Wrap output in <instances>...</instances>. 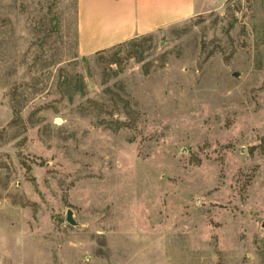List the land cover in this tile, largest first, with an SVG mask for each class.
I'll list each match as a JSON object with an SVG mask.
<instances>
[{"label":"rangeland","instance_id":"obj_1","mask_svg":"<svg viewBox=\"0 0 264 264\" xmlns=\"http://www.w3.org/2000/svg\"><path fill=\"white\" fill-rule=\"evenodd\" d=\"M76 9L0 0V264H264V0L90 55Z\"/></svg>","mask_w":264,"mask_h":264},{"label":"crops","instance_id":"obj_2","mask_svg":"<svg viewBox=\"0 0 264 264\" xmlns=\"http://www.w3.org/2000/svg\"><path fill=\"white\" fill-rule=\"evenodd\" d=\"M225 0H76L81 55L153 33L221 5Z\"/></svg>","mask_w":264,"mask_h":264},{"label":"water","instance_id":"obj_3","mask_svg":"<svg viewBox=\"0 0 264 264\" xmlns=\"http://www.w3.org/2000/svg\"><path fill=\"white\" fill-rule=\"evenodd\" d=\"M66 220L69 223H71V224H74L75 223L74 219L72 218V215H71V212L70 211L67 212ZM263 226H264V222H263Z\"/></svg>","mask_w":264,"mask_h":264},{"label":"trees","instance_id":"obj_4","mask_svg":"<svg viewBox=\"0 0 264 264\" xmlns=\"http://www.w3.org/2000/svg\"><path fill=\"white\" fill-rule=\"evenodd\" d=\"M136 38V37H135ZM132 39H134V38H132ZM132 39H130V40H132ZM129 41V40H128ZM124 42H126V41H124ZM124 42H121V43H118V44H122V43H124ZM118 44H116V45H118ZM115 46V45H114ZM113 47V46H112ZM105 49H102V50H99V51H96V52H101V51H104Z\"/></svg>","mask_w":264,"mask_h":264}]
</instances>
